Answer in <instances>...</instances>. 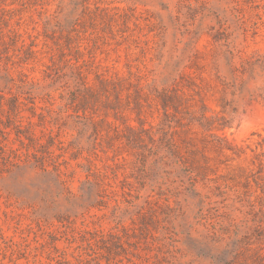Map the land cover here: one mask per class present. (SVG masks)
Segmentation results:
<instances>
[{"label": "rangeland", "instance_id": "374dc122", "mask_svg": "<svg viewBox=\"0 0 264 264\" xmlns=\"http://www.w3.org/2000/svg\"><path fill=\"white\" fill-rule=\"evenodd\" d=\"M97 75L120 81L119 96ZM180 78L194 84L184 121L224 116L218 133L264 152V98L246 92L264 90V0H0V93L30 94L36 115L21 111V123L41 115L45 132L40 163L1 116L12 162H0V264H219L252 222L216 195V170L194 179L125 139L138 125L129 83L151 99ZM145 109L155 126L161 113ZM191 122L198 139L216 134Z\"/></svg>", "mask_w": 264, "mask_h": 264}, {"label": "trees", "instance_id": "16d2710c", "mask_svg": "<svg viewBox=\"0 0 264 264\" xmlns=\"http://www.w3.org/2000/svg\"><path fill=\"white\" fill-rule=\"evenodd\" d=\"M29 52H33L30 50ZM233 54L232 52H230ZM100 82L102 92L109 94L111 88L114 91L123 90L124 86L117 80L112 81L107 77H100L97 75ZM79 78L85 85L84 88L96 93L86 85L85 77L80 72ZM133 90L134 105L136 120L138 125H126L127 135L125 139L128 142L143 144L149 142L153 145L155 150H161L165 154L174 159L182 170L192 178L205 179L210 175H215L216 170V195L222 197V200L231 199V201L238 205V208L250 217L252 226L245 230L242 234L235 231V237L231 240L228 248L223 252V256L218 259L219 264H264V152H256L249 148V145L243 146L242 144L235 143L229 140L223 133L217 131L222 130L228 126V120L224 116H216V126L213 125L214 121L208 119L204 113L199 116H192L191 120L188 118L184 121V115L189 114L190 97L188 95L189 89L194 86L192 79L176 80L167 88L157 90L154 97L149 99L147 95L141 92L139 83H129ZM116 92L119 96L120 92ZM244 88H239V93H243ZM260 91V92H259ZM247 99L249 102L255 101L258 97L264 98V90L261 92L259 88L254 90H246ZM72 102L79 104L81 109L87 108L88 98L83 95L77 98L75 92L72 93ZM24 99V100H23ZM21 100L19 96L11 94L5 97L0 93V122L3 123L1 116H4L6 122L3 123L4 127L14 129L15 136L20 142L21 147L34 148L32 157L37 162L43 159V155H38L37 151L44 152L42 147L37 148L36 143L45 132H35L36 126H42V116L38 115V120L28 116L25 123H21V111L28 110L33 115L35 107L33 106L34 100L27 94ZM117 99H119L117 97ZM119 101V100H118ZM128 102V101H127ZM28 103H32L29 105ZM111 103V101H107ZM203 109L206 108L204 103L201 104ZM151 114L153 108L161 113L158 123L153 126H145L143 113L146 109ZM197 121L200 128L205 130L216 129V134L211 133L208 137L198 139L192 135V120ZM5 133V130H1ZM9 133V132H6ZM49 138H53L51 135ZM6 138L5 136L3 137ZM27 142H25V140ZM51 145V144H49ZM212 148L216 151V169L209 163L210 157L205 153V150ZM251 151L247 153V149ZM49 153V151H47ZM12 158L19 159V155L12 151ZM237 161V165L234 162ZM0 162L7 164L12 162L10 155L0 147ZM243 162L245 164L243 165ZM41 163V162H40ZM237 168V172L230 174L223 172V169Z\"/></svg>", "mask_w": 264, "mask_h": 264}]
</instances>
